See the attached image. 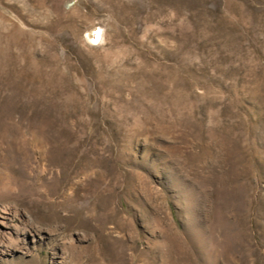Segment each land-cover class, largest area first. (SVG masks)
<instances>
[{
  "label": "rangeland",
  "instance_id": "374dc122",
  "mask_svg": "<svg viewBox=\"0 0 264 264\" xmlns=\"http://www.w3.org/2000/svg\"><path fill=\"white\" fill-rule=\"evenodd\" d=\"M54 261L264 264V0H0V264Z\"/></svg>",
  "mask_w": 264,
  "mask_h": 264
},
{
  "label": "bare ground",
  "instance_id": "6f19581e",
  "mask_svg": "<svg viewBox=\"0 0 264 264\" xmlns=\"http://www.w3.org/2000/svg\"><path fill=\"white\" fill-rule=\"evenodd\" d=\"M4 224H5V223H4ZM31 231H33V233H34V234H33V237H36V236H37L36 240H41L42 237L45 238V235H44V233H43V229H40V228H38V227H35L34 225H33V226H32V225H27L26 229H25V228H20V229L18 230V233H19V234H17V237L14 239L15 243H14V244H11L12 246H9V245H8V246H9V250H10V251H11V250H15L16 245H17V244L20 245V243H19V239H18V238L22 237L23 240H26V235L30 234ZM44 238H43V239H44ZM23 242H24V241H23ZM23 242H21V243H23ZM53 264H56V261H54Z\"/></svg>",
  "mask_w": 264,
  "mask_h": 264
}]
</instances>
